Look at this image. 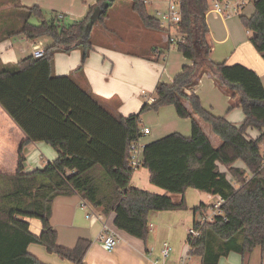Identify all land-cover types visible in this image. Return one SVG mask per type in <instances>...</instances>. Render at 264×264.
<instances>
[{
  "label": "trees",
  "instance_id": "obj_1",
  "mask_svg": "<svg viewBox=\"0 0 264 264\" xmlns=\"http://www.w3.org/2000/svg\"><path fill=\"white\" fill-rule=\"evenodd\" d=\"M116 1L98 0L87 17L68 27L57 24V19L33 26L29 18L41 17L42 11L38 6L26 8L28 17L20 34L35 43L50 39L52 45L43 58L30 56L0 71V106L27 136L16 174L0 173V264H45L28 252L30 245L43 246L72 264H85L90 241L79 240L74 249L57 243L51 224L57 198L78 194L104 216L113 214L118 231L147 242L151 213L187 211L189 189L225 201L213 222L193 223L199 233L187 238L193 257L201 264H219L235 253L248 264L256 249L264 257V86L256 71L211 59L208 0H183L179 32L185 41L177 50L193 66H184L171 84L159 83L156 101L145 104L139 114L117 118L73 78L55 76L58 52L81 48L83 69L95 44L94 27L107 28ZM97 8L103 13L92 24ZM252 9V15L240 18L244 28L256 35L251 43L264 59V0H255ZM131 12L144 30L163 31L142 0L131 1ZM204 73L238 99L245 115L241 125L215 116L197 95L188 93ZM167 106L174 107L180 119L191 120L192 132L188 137L173 133L145 146L141 167L148 170L152 185L166 192L159 195L130 185L134 173L130 147L142 138L141 116ZM196 117L221 139L220 147L212 145ZM249 130L260 136L251 139ZM32 142L50 145L58 158L26 173L23 148ZM238 162L244 167H236ZM173 196L183 199L177 203ZM210 208L200 203L191 210L196 215ZM33 221L40 225L39 234L31 232Z\"/></svg>",
  "mask_w": 264,
  "mask_h": 264
},
{
  "label": "crops",
  "instance_id": "obj_2",
  "mask_svg": "<svg viewBox=\"0 0 264 264\" xmlns=\"http://www.w3.org/2000/svg\"><path fill=\"white\" fill-rule=\"evenodd\" d=\"M13 1L15 3L18 2V0ZM97 1L98 0H84L83 6L78 11L73 12H75L76 17L79 19H84L89 14L91 8L96 5ZM128 2L129 5H125L119 3V0L116 1L109 12L108 24L113 21L112 16L115 14H111L113 11L115 12L118 9L119 11L129 10L131 14V1L128 0ZM17 5L21 6V3ZM70 11L71 10H68V12L72 14L73 12ZM0 16L2 17V15ZM210 16L211 15L207 17V22L211 33V41L218 45L214 50L213 44L211 59L216 63L227 62L231 65L241 64L256 71L261 77L264 86V59L251 43L253 35L245 30L241 21H237L238 17L226 20L215 17L217 24L212 26L209 22ZM23 24H20L21 26L17 28L13 35L9 34L1 38L2 40L0 39V71L5 67L16 65L20 61L26 59L21 55H26L29 51L30 56H32V47L34 44H38V42H30L24 35L20 34ZM224 31L226 33L225 38L220 39L219 37H221ZM104 33V36L100 33L96 37V40H94L95 44L93 46V51L90 53L83 69H81L83 54L81 48L74 49L68 53H56L54 74L57 77L70 76L73 78L81 88L90 92L117 118H127L131 115H135L139 107L142 109L143 106L147 104L149 97H155L156 87L159 83L164 82L165 84H171L175 77L181 73L184 66H193V62L186 59L181 53L182 57L181 55L173 57L171 55L170 57V54L174 52L172 50L176 51L177 49L169 47L163 39L162 32L157 33L159 36L152 38L151 32L143 30L144 41L141 43L138 41L134 42L135 44L143 45V48L148 47L152 52L149 53L148 56H144L140 53H132L133 55H130L129 52H125L119 47L110 44L108 38L115 34L110 25L105 28ZM15 37L21 38L19 51L21 55H19L14 48ZM101 41H105L104 44H102ZM40 43H42L45 48H49L52 45V42L47 44L45 40L40 41ZM224 47H226L225 54L222 56L215 55L218 48L223 49ZM166 49L167 52H165ZM139 72H141L143 79H146L148 82V90L143 89L140 93V97L144 103L139 100L137 97L138 94H134L129 90L127 91L126 88L128 81H133ZM143 91H145V95ZM188 93L197 95L203 107L217 117H224L236 125H241L245 121V115L239 105L238 99H233L232 92L222 87L209 73H204L198 85L194 90H189ZM185 107L190 111L192 110L189 103H185ZM157 116L158 120L161 122L158 133L153 138L148 137V135L142 138L141 143L145 146L170 134L178 133L177 131L179 128H176V126L179 123H177V119H175L177 113L174 107L167 106L161 108ZM168 118H171V121L167 120ZM197 120L210 139L212 145L215 148L220 147L222 141L214 133V135L211 133L212 128L209 126L211 129H207V124L199 118H197ZM189 121L191 122V120ZM144 128L148 127H141V129ZM183 128V133L186 137H188L187 135L189 134L191 135V126L190 129L186 125H184ZM149 129L151 134L152 130L151 128ZM248 136L251 139H257L260 133L249 130ZM218 139H220V143ZM26 140L27 136L24 131L0 106L1 174L7 176L16 174L19 162V151ZM262 148L264 149V146H262ZM23 155L25 157L24 167L26 173H31L36 169H42L48 163L54 162L58 158L57 151L44 142H32L26 145L23 148ZM236 167L243 168L244 165L238 162ZM130 185L159 195H164L166 193L162 189L152 185L148 170L142 167L134 171ZM197 192L200 194L199 196H203L200 198V203L212 206L213 201L208 198V194ZM182 199L183 196H173V200L177 203L181 202ZM81 200L82 197L78 194L71 197L57 198L53 204L51 224L58 234L57 243L59 246L67 249H74L79 240L83 239L91 242V248L84 259L85 264H157L164 244L157 243L158 237L161 234H165V238L170 239L172 233L167 231H171L174 228H182L191 219H193L194 223L195 221H199L200 218L198 214L195 215L187 211V213L185 211L151 213L150 225L153 226L151 229L153 234L152 237H149L147 242H144L118 231L114 226L113 214L109 216L103 215L104 220L101 222L88 220L86 218L87 210L82 209L80 206ZM210 209L207 213L210 212ZM95 210L99 212L97 209ZM104 225H107L108 229L114 232L119 238V244L111 252L106 251L99 241L100 235L104 232ZM31 232L34 234L40 233V225L38 222H31ZM187 251L188 245L186 249H179V252L173 257L171 264H178L180 258L183 257ZM28 252L45 264H72L71 262L61 260L57 255L49 254L43 246L30 245ZM262 260L264 264V257H262Z\"/></svg>",
  "mask_w": 264,
  "mask_h": 264
},
{
  "label": "rangeland",
  "instance_id": "obj_3",
  "mask_svg": "<svg viewBox=\"0 0 264 264\" xmlns=\"http://www.w3.org/2000/svg\"><path fill=\"white\" fill-rule=\"evenodd\" d=\"M83 1L84 0H75V2H74V0H20V2H19V0H18V2L15 3L13 0H0V13H2V14H0V15H2V17L0 16L1 17L0 18V39L9 35V34L13 35L16 32L17 28L19 26H21L20 24H23L24 21L26 20V18L28 17V15H27L28 13L26 11V8L33 7V6L40 7V9L42 11V16L41 17L33 16V17L29 18V23L31 25L36 26V27H40L43 22L51 23L54 19L55 20L57 19V21H56L57 24H60L61 26H66V27L71 26L75 22L82 20V19H79L78 17H76L75 12H73V11H78L83 6ZM73 2H74V4H73ZM76 2H77V4H76ZM19 3H21V6L17 5ZM119 3L129 5L128 0H119ZM164 7H165V5L163 3H160L158 6L151 7L148 10L152 16H155L154 11L164 10ZM68 10H71L70 12H73V13L72 14L69 13ZM120 11L118 9L115 12L114 11L111 12V14L115 13L114 16H112L113 21H111L110 24H108V22L106 24L107 26L110 25V27L115 32L114 35H112L110 38H108L109 43L112 44L113 46L119 47L121 50H124L125 52H129L130 55H133L132 53H140L144 56H148L149 53H152L148 47L143 48V45L134 43L135 41H138L140 43L144 41V34L142 33L144 29H143L142 25L140 24V22L138 21V19L136 18V16L132 12L130 14L129 10H120ZM252 11H253L252 8L245 11V16L252 15ZM60 15H62L64 18L59 19L58 17ZM112 17H111V19H112ZM237 21L240 22L241 18L238 17ZM209 22L212 26L217 24V21L215 20L214 15L210 16ZM104 32H105V30L101 26L96 25L94 27V40H96V37L100 33L103 34V36H104V34H105ZM151 33H152L151 34L152 38L159 36V34H157V32H151ZM174 35H175V33H174ZM225 35H226V33L224 31V33H222L221 37H219V38L223 39V38H225ZM12 37H14V36H12ZM6 39H8V38H6ZM44 40L46 41L47 44H50L52 42L50 39H44ZM14 41H15L14 42V48H15V50H17V53L19 55H21L19 53L20 46H21V44H20L21 38L15 37ZM40 41H43V40H40ZM40 41L38 43H40ZM104 42L105 41H101L102 44H104ZM213 44H214V50H215L218 45L214 42H213ZM44 48H45V46H44ZM45 50H47V48H45ZM172 51H174V52H172V54H170V57H171V55H172V57L177 56V55L178 56L181 55L178 50H176V51L172 50ZM165 52H167V49ZM225 53H226V47H224L223 49L218 48L215 55L222 56ZM21 56H24V58L29 57L30 51L26 55H21ZM181 57H182V55H181ZM55 63H56V59L54 58L53 66H55ZM147 83H148L147 80L143 79L141 72H139L137 77H135L133 81H130V80L128 81V83H127L128 85L126 86V88H127V91L129 90L130 92H133L134 94H138L137 97L139 98V100L142 101V98L140 97L141 96L140 93H141V90H143V89L148 90ZM142 102L144 103V101H142ZM140 111H141V107L138 108V111H136L137 113H135V114H139ZM157 115H158V112L148 111L141 116V120L143 123L140 125V128L142 126L143 127L147 126L148 128H151V130H152V133L150 135H148V137L153 138L158 133V128H159V125L161 122L158 120ZM175 117H176L175 119H177V123H179L176 126V128H179L177 132L184 135L183 126L186 125L190 129L191 122L189 120L179 119L177 116H175ZM167 120L171 121V118H168ZM207 129H211V128L208 126ZM211 133L213 134L212 131H211ZM187 136H190V134ZM218 141L220 143V139H218ZM262 146H264V143ZM199 195L200 194H198V192L196 190H193V189L187 190V192L185 193V203H186V206L188 207L187 212L193 213V211L191 209H193L194 207H196L197 205L200 204V202H201L200 198L203 196H199ZM202 214L206 215L207 212L205 211L203 213H200V214H198V216H201ZM192 228H193V219L188 221L186 223V225H184L182 228H179V229L174 228L171 231H167L169 233H172V237L170 239L165 238V234H161L157 239V243L163 244L165 242H169L174 248V256H175L179 252V249H182V248L186 249L187 248L186 240L188 238L190 229H192ZM152 234H153V231L150 232L149 237H152ZM176 244H178V245H176ZM194 262L196 264H200V260L198 258H195ZM220 264H242V257L240 255L234 253V254L230 255L228 258L222 259ZM248 264H263L261 252L259 249H256L254 251V253L250 257Z\"/></svg>",
  "mask_w": 264,
  "mask_h": 264
},
{
  "label": "built area",
  "instance_id": "obj_4",
  "mask_svg": "<svg viewBox=\"0 0 264 264\" xmlns=\"http://www.w3.org/2000/svg\"><path fill=\"white\" fill-rule=\"evenodd\" d=\"M132 1V0H130ZM210 3V8L208 12L209 15H214L217 18L230 19L235 17H241L245 15V11L253 7L255 0H208ZM142 3L149 9L151 7H156L160 3L165 5L164 10L154 11L156 18L162 28V36L165 42L169 45L170 48L177 49L179 44H182L185 41V37L180 34L179 28L182 20V4L183 0H142ZM59 19L64 17L60 15ZM175 33V35H174ZM251 35L252 33L249 32ZM45 48L42 43H36L32 47V57L35 59H40L45 56ZM194 90V89H192ZM145 95V91H143ZM156 101V97H149L147 103L153 104ZM149 128L141 129L142 138L150 134ZM140 138L137 142L133 143L130 147L131 150V159L130 164L131 168L135 171L141 167L142 154L145 148V145L141 143ZM264 157V149H263ZM208 198L213 201L210 212L206 215H201L198 222H213L214 218L222 214L221 207L225 201L217 196L208 195ZM80 206L82 209L87 210L86 218L90 221H103V214L97 212L87 201L83 198L81 200ZM152 225L150 228L152 229ZM189 235L193 237H198L199 233L194 229H190ZM99 241L102 247L108 251H113L119 244V238L114 233L111 232L107 225H104V232L100 235ZM188 245V244H187ZM191 250L188 245L187 253L180 258L178 264H196L195 257L190 254ZM174 257V248L169 242H165L162 246L160 257L157 260V264H171ZM201 264V263H200Z\"/></svg>",
  "mask_w": 264,
  "mask_h": 264
},
{
  "label": "water",
  "instance_id": "obj_5",
  "mask_svg": "<svg viewBox=\"0 0 264 264\" xmlns=\"http://www.w3.org/2000/svg\"><path fill=\"white\" fill-rule=\"evenodd\" d=\"M102 13H103V10L100 9V8H97V9L95 10L94 14H93L92 17H91V22H92V24H93V23H94L99 17H101ZM253 37L255 38L256 35L254 34Z\"/></svg>",
  "mask_w": 264,
  "mask_h": 264
}]
</instances>
